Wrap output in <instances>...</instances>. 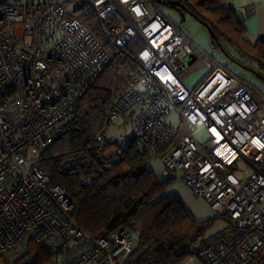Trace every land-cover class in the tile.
I'll list each match as a JSON object with an SVG mask.
<instances>
[{
    "label": "built area",
    "instance_id": "obj_1",
    "mask_svg": "<svg viewBox=\"0 0 264 264\" xmlns=\"http://www.w3.org/2000/svg\"><path fill=\"white\" fill-rule=\"evenodd\" d=\"M83 1L112 48L139 42V72L112 93L99 144L89 152L103 169L112 167L120 150L103 144L108 126L117 117L132 118L128 142L142 145L167 179L223 222L203 246L185 243L178 251L199 264H264V97L205 56L148 0ZM67 4L0 0V264L34 263L28 242L42 246L46 264H126L139 256V232L118 227L103 237L85 235L65 190L40 170V157L111 61L102 43L68 15ZM189 55L205 63V75L191 87L176 75ZM170 113L183 132L165 121ZM199 127L208 137L202 144L194 139ZM241 162L250 173L238 178Z\"/></svg>",
    "mask_w": 264,
    "mask_h": 264
},
{
    "label": "trees",
    "instance_id": "obj_2",
    "mask_svg": "<svg viewBox=\"0 0 264 264\" xmlns=\"http://www.w3.org/2000/svg\"><path fill=\"white\" fill-rule=\"evenodd\" d=\"M179 1L210 26L225 50L229 47L238 52L264 77V39L250 45L233 10L224 8L221 0ZM148 2L155 7V2ZM74 4L68 15L102 43L111 61L95 85L81 96L75 118L63 135L40 157V170L50 176L52 185L65 190L75 206L76 225L85 235L103 237L118 227L139 232L136 249L139 256L136 253V258L126 264H178L188 257L178 251L179 246L185 243L203 246L205 232L214 219L198 222L179 200L169 197L166 190L172 180L159 178L149 170L154 159L137 142H129L126 148L115 145L120 154L112 159L113 165L107 170L89 152L99 144L96 138L105 124L112 93L135 80L139 72L135 58L139 42H128L121 50L112 48L94 12L83 0ZM227 72L250 93L256 92L253 85ZM103 144L112 147L106 138ZM27 245L29 255L36 257L32 264L49 262V255L41 245L33 242Z\"/></svg>",
    "mask_w": 264,
    "mask_h": 264
},
{
    "label": "rangeland",
    "instance_id": "obj_3",
    "mask_svg": "<svg viewBox=\"0 0 264 264\" xmlns=\"http://www.w3.org/2000/svg\"><path fill=\"white\" fill-rule=\"evenodd\" d=\"M75 1L77 0H68L67 12L73 8V6L75 5ZM155 7L170 24L178 26L181 32L185 34V36L188 37V39L194 45L199 47L205 56L209 57L211 60L225 68L227 71H230L232 74L241 77L242 79L253 85L258 95L257 97H264V79L254 76L253 74L249 73L246 70H243L237 64H235L232 60H236L235 58L238 57L231 48L226 47L225 54L222 53V51H220L218 47H215L211 42V38L207 28L203 26L195 17L186 15L184 21H182L180 15L175 10L164 7L160 4H156ZM182 55H184V52L182 53ZM204 72V59L200 57L192 65L187 66L182 71H178L176 75L180 81L185 82L189 80L188 78L190 76L195 77L196 75L203 74ZM165 121L171 124L173 128L180 127L179 132H183V124L180 122V119L176 114L170 113L166 116ZM132 132V118L127 119V122L124 123V119H122L121 117H117L108 126V132L106 133L105 138L112 144V147H115L116 145L117 147L126 148L129 143L128 140L131 139ZM121 136L124 137L125 140L121 141ZM194 139L200 144L207 141L208 137L206 135L204 127H199L197 129L194 134ZM249 173L250 170L244 162L239 163L237 169L234 171L235 176L238 178L247 177ZM163 177L165 176L163 175ZM169 197L174 198L172 196ZM209 219L214 220L213 223L207 228L205 237L216 232L223 226V222L221 220L215 219L213 217ZM178 264H199V261L195 258L191 259L189 257H186Z\"/></svg>",
    "mask_w": 264,
    "mask_h": 264
},
{
    "label": "crops",
    "instance_id": "obj_4",
    "mask_svg": "<svg viewBox=\"0 0 264 264\" xmlns=\"http://www.w3.org/2000/svg\"><path fill=\"white\" fill-rule=\"evenodd\" d=\"M221 5L224 8L235 12L238 21L241 22L245 29L246 34L244 38L250 45H255L259 40L264 39V0H221ZM239 9L242 10L240 11ZM234 52L238 57L235 58L236 61L240 64L246 65L247 68L249 67L251 70L254 69L256 73L261 75L256 67L247 62L246 59L242 58L238 52ZM204 75L205 72L203 74L196 75L195 77L190 76L188 78L189 80L185 81V83L189 87L195 86ZM149 170L157 177L166 180L165 173L159 160H152ZM163 175L165 177H163ZM176 182L177 181L172 180L166 194L178 199L183 204L185 209L189 211L198 222L211 218L212 213L208 206L203 201L194 197L181 183Z\"/></svg>",
    "mask_w": 264,
    "mask_h": 264
},
{
    "label": "water",
    "instance_id": "obj_5",
    "mask_svg": "<svg viewBox=\"0 0 264 264\" xmlns=\"http://www.w3.org/2000/svg\"><path fill=\"white\" fill-rule=\"evenodd\" d=\"M154 2L156 4H160L164 7L170 8L175 10L181 17L182 21H184V18L186 15H191L193 17H195L192 12H190L187 8H185L179 0H154ZM196 18V17H195ZM197 19V18H196ZM203 26H205L209 32L212 44L215 47H218L220 49V51H222V53L226 54L225 49L222 47L218 37L216 36V34L212 31V29L210 28V26H208V24L204 23L203 21L197 19ZM186 60L188 61L187 66L192 65L197 58L195 56H187ZM232 60V59H231ZM235 64H237L239 67L243 68L244 70L253 73L254 75H256L257 77H261L264 79V77H262L261 75H259L258 73L252 71L251 69L247 68L246 66L242 65V64H238V62L236 60H232Z\"/></svg>",
    "mask_w": 264,
    "mask_h": 264
},
{
    "label": "flooded vegetation",
    "instance_id": "obj_6",
    "mask_svg": "<svg viewBox=\"0 0 264 264\" xmlns=\"http://www.w3.org/2000/svg\"><path fill=\"white\" fill-rule=\"evenodd\" d=\"M150 2H154V0H150ZM156 4V3H155ZM196 57V56H195ZM197 59H198V57H196ZM238 62V61H237ZM238 64H240L239 62H238ZM242 65H244V64H242ZM244 66H246V65H244ZM247 67V66H246ZM249 68V67H248ZM252 71H254V72H256L254 69L252 70Z\"/></svg>",
    "mask_w": 264,
    "mask_h": 264
}]
</instances>
